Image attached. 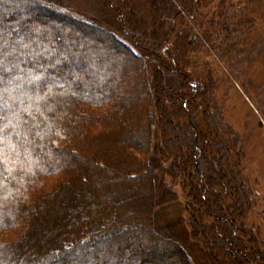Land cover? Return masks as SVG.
Here are the masks:
<instances>
[{"label":"trees","instance_id":"16d2710c","mask_svg":"<svg viewBox=\"0 0 264 264\" xmlns=\"http://www.w3.org/2000/svg\"><path fill=\"white\" fill-rule=\"evenodd\" d=\"M102 1L121 9L119 0ZM152 1L160 14L151 26L159 19L157 26L166 25L180 13L177 9L196 14L200 7L199 0ZM7 4L0 18L14 23L0 25V264L58 259L69 264L64 257L73 249L105 239L126 241L118 251L124 257L131 246L151 244L159 236H166L182 264H192L175 229L154 219L157 204L176 199L164 180L180 177L184 202L174 207L186 240L200 241L213 264H264L263 253L241 223L254 198L239 170L237 137L224 132L214 109L205 111V130L198 128L192 107L200 90L189 83L188 96L173 94L179 72L157 52L163 40L155 38L152 50L132 32L129 44L48 0ZM13 7L20 12L11 13ZM35 17L57 23L40 24ZM61 21L92 36L68 35ZM103 40L111 42L113 53L122 51L135 60L138 69L121 76L120 68L110 65V55L89 52ZM72 43L82 46V52H70ZM65 61L85 62L80 71ZM157 67H163L165 85L173 88L154 90L162 85L155 80ZM161 93L168 101L176 99L174 112L185 123L173 122V110L159 104ZM137 123H143L141 139L131 133ZM137 183L145 200L130 195L134 191L128 184ZM112 185L121 186L120 192Z\"/></svg>","mask_w":264,"mask_h":264},{"label":"rangeland","instance_id":"374dc122","mask_svg":"<svg viewBox=\"0 0 264 264\" xmlns=\"http://www.w3.org/2000/svg\"><path fill=\"white\" fill-rule=\"evenodd\" d=\"M48 1L70 10L76 17L115 32L120 39L129 44H133L132 32L139 35L140 39L144 40L143 45L151 47L152 50V46L155 47L153 43L155 38L163 40L157 52L164 59L165 65L172 68L171 70L175 66L174 69L179 72L176 76L180 78V81L177 87L174 86L173 94L181 93L188 96L190 90L187 84L189 83L190 87L195 86L200 90L192 107L193 120L198 128L205 130V111L214 109L222 118L224 132H230L233 137H237L234 151L241 154L239 170L246 179L254 198L252 209L244 216L241 223L256 242V248L264 255V0H199L200 7L195 9L196 14L177 9L180 13L174 14V19L170 17V21L166 20L167 24L162 26H157L162 19L158 20L156 26H151V21L160 14L159 6L152 0H119L120 10L102 0ZM6 5H8L7 0H0V12ZM12 9L13 14L20 12L19 7ZM18 16L22 17L21 14ZM33 19L40 24L44 22L50 26L57 23V20L53 18L35 17ZM9 23L14 22L7 23L0 18V25ZM58 24L66 27L68 35L76 32L80 36L84 35L81 37L92 36L85 35L82 30L74 31L68 28L65 21ZM134 24L136 29L132 28ZM225 30H228L227 34ZM169 31L171 36L166 37V32ZM178 32H180L179 35H177ZM178 36L181 37L177 38ZM56 42L62 43L61 38H57ZM110 43L109 40H103L100 47H92L89 52L110 55L112 61L110 65L120 68L121 76L126 74L128 76V70L132 72L138 69L137 62L128 59L124 52L113 53L109 48ZM175 43L182 46L176 49ZM82 49V46L78 44H70L72 53L82 52ZM84 62L80 61L79 64L82 65ZM64 63L80 70L78 62L65 61ZM127 63H129L128 67H126ZM56 64L59 65V63ZM157 69L160 75L155 80H161L162 85L155 86L154 90L160 91L164 87L165 90L168 87L173 88V86L165 85L166 74L163 67H157ZM82 72L88 75V72ZM90 74L93 75L92 70ZM146 89L148 90L149 87ZM175 103L176 99L168 101L163 96L159 104L167 110H173L175 124H183L184 117L174 112ZM142 132L143 123H137L131 129L132 135L140 136V139ZM181 181V177L174 182L169 179L164 180L165 185L172 186V190L176 192V199L170 204L165 202L157 204L154 208V219L159 225L168 224L175 229L189 248L187 252L192 264H213L200 241L190 237L186 240L184 224L177 220V208L174 206L184 202V197L180 193ZM128 186L131 191H134L130 194L131 196L139 200L146 199L145 192L142 188H138V183L128 184ZM112 188L113 191L120 192L121 186L112 185ZM122 192L127 193L125 190ZM132 208L134 209V206L130 204V210ZM140 236L141 232L137 231L136 237L140 239ZM128 240L130 238H127ZM125 243L123 239H105L85 249H73L64 257V260L69 264H139V261L146 257L149 259L145 264H182L179 256L171 249L166 236L152 238L151 244L148 245L141 243L136 244L137 246L133 245L126 251L125 256L121 257L118 251ZM164 251H166L165 254ZM130 253H135V257L128 256ZM164 255L169 257L163 258ZM49 264H62V262L58 259Z\"/></svg>","mask_w":264,"mask_h":264}]
</instances>
